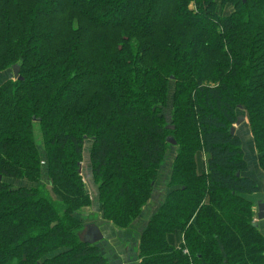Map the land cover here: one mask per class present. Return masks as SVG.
<instances>
[{
  "label": "trees",
  "instance_id": "trees-1",
  "mask_svg": "<svg viewBox=\"0 0 264 264\" xmlns=\"http://www.w3.org/2000/svg\"><path fill=\"white\" fill-rule=\"evenodd\" d=\"M14 68L0 86V264H110L84 242L87 211L129 230L170 139L169 192L136 263L264 264L261 188L231 132L247 116L264 171V0H0V75Z\"/></svg>",
  "mask_w": 264,
  "mask_h": 264
},
{
  "label": "crops",
  "instance_id": "crops-1",
  "mask_svg": "<svg viewBox=\"0 0 264 264\" xmlns=\"http://www.w3.org/2000/svg\"><path fill=\"white\" fill-rule=\"evenodd\" d=\"M245 143L246 145H243L244 159L249 166L251 175L260 184L261 188L259 194L250 197L255 204V211L257 213V204L264 203V171L259 167V155L252 140L248 143V140L246 139ZM171 156V159L166 160L160 169L158 181L150 202L144 208L140 217L134 221L129 230H118L112 225L102 222V219L98 216L99 214H97L96 211V214L90 210L87 211V214L90 212L94 214L96 218L95 224L96 226H99V229L104 236V241L101 242L99 246L110 264H138L136 263V252L138 249L139 234L147 228L149 221L163 205L169 192L168 186L171 176L172 162L175 157L174 152H172ZM202 157H204V155ZM202 157L199 160L200 170L206 168L207 156H205V163H202ZM91 221H94V219H91ZM256 221L259 223V230L264 236V221H258L257 216ZM169 241L171 244L179 247L183 242V237L181 235L170 236Z\"/></svg>",
  "mask_w": 264,
  "mask_h": 264
},
{
  "label": "rangeland",
  "instance_id": "rangeland-1",
  "mask_svg": "<svg viewBox=\"0 0 264 264\" xmlns=\"http://www.w3.org/2000/svg\"><path fill=\"white\" fill-rule=\"evenodd\" d=\"M193 5L191 6V9L195 10V5L194 6ZM233 12H234L233 8H226L225 9V14L226 15H228L229 13H233ZM116 18H117V16H116ZM7 78H10V79H13V80L16 81L19 77L15 78L14 70L10 71L9 73L7 72V73H4V74H1L0 75V86L3 85L6 82ZM174 85H175V83H171V85H170V89H169V100L170 101L168 100L169 103H171V99H172V96H173V93H174V87H175ZM241 117H244V118L246 117L247 120H245V122L240 127H236V125H234V126H235V128L237 130V132H236L237 136H239L241 138L243 144L246 145V143H245L246 139L248 140V143H249L250 140H252V142H253L254 139H253V135H252V132H251V129H250V126H249V120H248L247 116L242 115ZM170 140L174 141L173 139H170ZM170 146H171L170 150L168 151V153H169L168 155L169 156L167 155L166 160L171 159L172 152H174V154H176V148H175L176 145H171L170 144ZM201 155H204V157H202V163H205V156H207V154L205 153V151H202ZM89 162H90L89 157L85 158V163H83V165H82V171L84 172L85 182H86L87 188L89 190H92L93 194L96 195V189L91 185V180H90V176H89V172H90L89 171V166H90ZM162 166H163V164H162ZM161 167H160V169H161ZM43 181L48 183V174H47L46 167H43ZM157 181H158V179H157ZM157 181H156V183H157ZM15 184L18 185L17 183H15ZM92 212L95 213V207L92 210ZM92 212H90L88 214V218L90 219V221H91V219H94V222L91 221L90 223L92 225H89V228L86 229V232H85V234L83 236L84 241H85V238L88 235V233H90V228L93 227V226H96V224H95L96 223V218H95V216H94V214ZM105 224H110V223H106L105 222ZM110 225H112V224H110ZM97 227L99 228L98 225H97Z\"/></svg>",
  "mask_w": 264,
  "mask_h": 264
},
{
  "label": "water",
  "instance_id": "water-1",
  "mask_svg": "<svg viewBox=\"0 0 264 264\" xmlns=\"http://www.w3.org/2000/svg\"><path fill=\"white\" fill-rule=\"evenodd\" d=\"M15 77L19 76V70L14 68ZM244 118H240L237 122V126H240L244 122ZM232 134H235L236 128L232 129ZM169 143L175 145L176 143L172 140H169ZM257 220L264 221V203L257 204ZM104 241V236L101 233V230L97 226H93L90 228V233L85 238V243L90 245H96Z\"/></svg>",
  "mask_w": 264,
  "mask_h": 264
},
{
  "label": "bare ground",
  "instance_id": "bare-ground-1",
  "mask_svg": "<svg viewBox=\"0 0 264 264\" xmlns=\"http://www.w3.org/2000/svg\"><path fill=\"white\" fill-rule=\"evenodd\" d=\"M18 77H19V76H18ZM18 77H15V78H18ZM239 119H240V118H239ZM239 119H238V120H239ZM244 119H245V118H244ZM244 122H245V120H244ZM244 122H243V123H244ZM243 123H242V124H243ZM242 124H241V125H242ZM241 125H240V126H241ZM236 127H239V126H237V124H236ZM235 133H236V132H235ZM171 145H172V144H171ZM175 145H176V144H175Z\"/></svg>",
  "mask_w": 264,
  "mask_h": 264
}]
</instances>
